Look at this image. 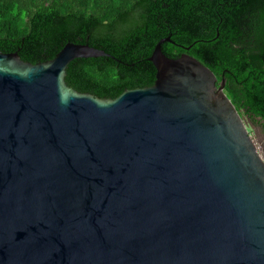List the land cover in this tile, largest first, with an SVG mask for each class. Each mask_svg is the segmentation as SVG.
I'll list each match as a JSON object with an SVG mask.
<instances>
[{"label": "water", "instance_id": "1", "mask_svg": "<svg viewBox=\"0 0 264 264\" xmlns=\"http://www.w3.org/2000/svg\"><path fill=\"white\" fill-rule=\"evenodd\" d=\"M165 43L155 85L116 100L66 81L104 51H0V264H264L263 131Z\"/></svg>", "mask_w": 264, "mask_h": 264}, {"label": "trees", "instance_id": "2", "mask_svg": "<svg viewBox=\"0 0 264 264\" xmlns=\"http://www.w3.org/2000/svg\"><path fill=\"white\" fill-rule=\"evenodd\" d=\"M168 38L167 57L190 55L226 80L233 104L264 133V0H0L5 54L37 65L74 43L111 55L74 61L66 79L101 99L153 87L150 59Z\"/></svg>", "mask_w": 264, "mask_h": 264}, {"label": "rangeland", "instance_id": "3", "mask_svg": "<svg viewBox=\"0 0 264 264\" xmlns=\"http://www.w3.org/2000/svg\"><path fill=\"white\" fill-rule=\"evenodd\" d=\"M255 127L259 128L257 125H255ZM250 131H251V135L253 136V139L255 140V143H257L258 147L260 148L259 150L261 151V154L264 156V151L262 148L264 140L260 137V135L255 133V131L251 127H250ZM261 135H264V133L261 132Z\"/></svg>", "mask_w": 264, "mask_h": 264}, {"label": "bare ground", "instance_id": "4", "mask_svg": "<svg viewBox=\"0 0 264 264\" xmlns=\"http://www.w3.org/2000/svg\"><path fill=\"white\" fill-rule=\"evenodd\" d=\"M260 151V150H259Z\"/></svg>", "mask_w": 264, "mask_h": 264}]
</instances>
